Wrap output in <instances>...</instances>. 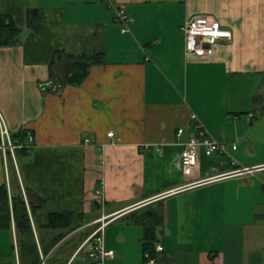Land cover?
<instances>
[{
    "label": "crops",
    "instance_id": "1",
    "mask_svg": "<svg viewBox=\"0 0 264 264\" xmlns=\"http://www.w3.org/2000/svg\"><path fill=\"white\" fill-rule=\"evenodd\" d=\"M112 1L132 18L127 32L106 0H0L20 28L0 45V112L11 136H34L15 160L0 149V184L9 196L20 187L41 264H94L92 240L80 246L102 223L103 264L264 263V0ZM197 14L231 32L205 55L184 49L181 26ZM96 53L67 83L74 58ZM191 113L237 147L200 152L184 173ZM239 164L261 166L227 173ZM50 211L71 212L72 225L43 226ZM142 220L157 222L152 257ZM0 264H23L13 222L0 227Z\"/></svg>",
    "mask_w": 264,
    "mask_h": 264
},
{
    "label": "built area",
    "instance_id": "2",
    "mask_svg": "<svg viewBox=\"0 0 264 264\" xmlns=\"http://www.w3.org/2000/svg\"><path fill=\"white\" fill-rule=\"evenodd\" d=\"M106 2L114 10V19L121 23L120 31L127 32L132 18L125 12L122 5L114 4L112 0H106ZM181 30L184 35V49L186 54L205 55L209 52L213 43L220 39L229 40L231 37L230 30L223 27L219 20L203 14H197L186 19L181 26ZM190 116L193 119L192 126L197 131V135L191 136L182 142V148L179 153V162L184 173H188L190 168L197 163L200 152L205 155H210L212 153L223 154L226 152L227 145L232 149H236L237 147L236 144H227L215 139L205 131L196 114L191 113ZM183 130V127H179L177 129V135H180ZM107 135L113 136V131H109ZM86 141H88L87 138L85 139V142ZM33 143L34 136L31 132H27L23 140L13 138L0 112V149L4 161L7 160L8 155L15 160L14 153L19 148H24L25 151L29 152L33 147ZM231 164L234 165V161H232ZM260 166V164H239L238 166L232 167L227 173H252ZM103 226L104 223H102L96 231L90 234L80 246L82 247L87 241L92 240V243L87 249V255L90 258H93L94 264H103L106 257L113 255V250L105 249L103 245ZM156 249L160 250L162 249V246L158 244Z\"/></svg>",
    "mask_w": 264,
    "mask_h": 264
},
{
    "label": "trees",
    "instance_id": "3",
    "mask_svg": "<svg viewBox=\"0 0 264 264\" xmlns=\"http://www.w3.org/2000/svg\"><path fill=\"white\" fill-rule=\"evenodd\" d=\"M26 23L34 30L37 23V11L35 9L26 13ZM20 28L5 13L0 12V45H11L18 41ZM55 55V54H54ZM100 53L94 55H83L74 58V70L68 76L67 83L78 85L83 81L88 72V66L93 61H99ZM25 132L12 135L13 138L23 140ZM17 152H27L24 148H19ZM15 151V153H16ZM16 191L9 196L8 188L5 183L0 184V227L10 228L12 222L17 232L18 246L20 249V258L23 264H41V257L34 238V233L20 187L16 186ZM36 204L30 202L31 212H35L38 207L42 206L44 199L36 197ZM72 213L63 211H50L45 216L43 226L48 228L70 227L72 225ZM144 225L143 233V251L147 253L146 257H152L155 254L154 244L156 239V221H141ZM60 235L52 240V243ZM47 248L43 249V254Z\"/></svg>",
    "mask_w": 264,
    "mask_h": 264
},
{
    "label": "rangeland",
    "instance_id": "4",
    "mask_svg": "<svg viewBox=\"0 0 264 264\" xmlns=\"http://www.w3.org/2000/svg\"><path fill=\"white\" fill-rule=\"evenodd\" d=\"M9 161H10V160H9ZM9 161H8V162H9Z\"/></svg>",
    "mask_w": 264,
    "mask_h": 264
}]
</instances>
